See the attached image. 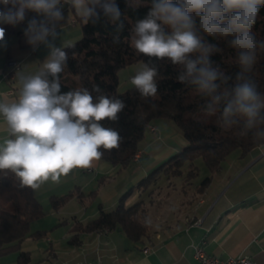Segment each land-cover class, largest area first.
I'll return each instance as SVG.
<instances>
[{"label":"clouds","instance_id":"1","mask_svg":"<svg viewBox=\"0 0 264 264\" xmlns=\"http://www.w3.org/2000/svg\"><path fill=\"white\" fill-rule=\"evenodd\" d=\"M65 5L85 23L112 25L113 43L119 42L125 22L117 0H0V25L26 22V42L48 50L38 70H16L18 97L0 99L7 134L0 142V172L10 171L22 187L33 190L49 180L59 183L73 169L91 168L103 157L101 149L118 148L123 139L101 123L118 121L126 107L122 99L106 95L98 85L91 91L61 90L68 53L57 41ZM262 6L264 0H149L148 11L131 29L134 49L149 62L131 77V84L142 98L155 97L159 70L151 60L170 62L179 69L177 80L206 100L202 111L219 113L225 129L240 126L243 134L264 142V93L251 75L258 51L264 50V40L253 30ZM207 37L223 39L236 51L234 82L212 59L223 50ZM6 47L0 27V48Z\"/></svg>","mask_w":264,"mask_h":264},{"label":"crops","instance_id":"2","mask_svg":"<svg viewBox=\"0 0 264 264\" xmlns=\"http://www.w3.org/2000/svg\"><path fill=\"white\" fill-rule=\"evenodd\" d=\"M66 10L57 41L62 48L75 35V30H68L70 15ZM33 15L28 13L29 18ZM74 25L71 18L70 26ZM0 27L5 29L7 40V47L0 48V99L11 101L19 93L16 70H38L48 50L43 45L33 49L26 42V22ZM148 127L129 166L116 167L100 159L91 168L73 169L61 176L59 183L49 180L34 190L43 214L30 223V235L20 244L19 251L30 256L28 264H198L194 246L199 244L211 257L246 255L256 264H264V145L246 155L234 150L221 161L201 194L195 193L197 186L192 182L183 188L184 182L176 184L174 177L160 179L156 188L163 185L160 182L174 184L170 189L176 193L172 207V200L160 203L158 197L153 201L148 193L144 197L146 190L142 192L137 185L182 151L187 141L169 119H155ZM3 129L0 118V142L7 135ZM72 190H78L82 198L75 195L64 205L51 207L50 197ZM92 192L95 195L89 196ZM128 192L126 207L142 200L148 210L151 228L145 238L131 241L121 230L77 229L80 223L93 220L99 209L113 210ZM169 192L168 188L163 196H170ZM17 256V252L4 255L0 264H17Z\"/></svg>","mask_w":264,"mask_h":264},{"label":"trees","instance_id":"3","mask_svg":"<svg viewBox=\"0 0 264 264\" xmlns=\"http://www.w3.org/2000/svg\"><path fill=\"white\" fill-rule=\"evenodd\" d=\"M124 13V30L119 34L118 43H113L116 35L112 25L103 20L93 25L83 21L82 38L71 45L63 47L68 53L67 67L60 74L61 90L68 92L78 88L90 91L98 85L108 96L122 99L126 107L119 113L116 122L103 121L105 127L115 128L121 135L122 142L118 148L103 150L101 160L112 166L127 167L140 149L144 134L155 119H169L180 131L187 145L156 167L140 181L137 188L144 192L155 187L160 179L183 177L188 183L196 178L194 161L201 158L208 170V175L197 185L195 193L201 194L211 182V175L221 167V161L234 152L246 155L250 150L264 145L256 141L251 133L243 134L240 126L225 129L219 122V113L209 116L202 111L206 100L197 95L191 87L177 80L179 69L170 62L152 58L151 63L159 70L158 92L155 97L142 98L132 85L125 92L118 91L119 70L126 66L149 62V58L138 53L131 41V29L137 19L143 18L148 11L149 0H117ZM131 5V7L129 6ZM135 8V10H133ZM254 32L257 38L264 40V6L261 7ZM223 51L212 59L220 65L225 73L234 78L239 71L236 63V51L225 40L207 37ZM257 63L251 73L259 90L264 93V50L258 51ZM97 93L93 92V96ZM155 105V107H153ZM184 166L188 169L185 170ZM123 195L118 205L111 211L100 210L93 220L77 226L85 232L96 230H121L131 241H140L148 235L151 225L147 218L144 201L126 207ZM81 193L72 190L66 195L50 197L52 208L64 205L73 196ZM95 195L94 192L89 196ZM43 214L42 206L34 195V190L22 187L19 179L10 171L0 172V257L18 253L17 264H28L30 256L20 252V244L30 235V223Z\"/></svg>","mask_w":264,"mask_h":264},{"label":"rangeland","instance_id":"4","mask_svg":"<svg viewBox=\"0 0 264 264\" xmlns=\"http://www.w3.org/2000/svg\"><path fill=\"white\" fill-rule=\"evenodd\" d=\"M65 8L67 9L66 12L68 15H70V19L71 18H74L75 19V25L74 26H70V19L67 20L66 23H68V30H71L74 31L75 30V35L69 40V42L65 45V46H68V45H71L72 43L74 42H77L78 40H80L82 38V23H83V20L81 17H79L76 12L74 11V9H71L69 8L67 5H65ZM64 46V47H65ZM142 66V62L138 61V63H135L133 65H129V66H126L125 68L119 70L118 72V78H119V85H118V91L120 92H125L127 88H129L130 86H132L131 84V77H133L136 72L141 68ZM149 129V127H148ZM194 166H196V171H197V175H196V178H194L192 180V183H193V186L196 187L197 185H199V183L203 180V178L205 176L208 175V170L206 168V166H204L203 164V161L201 158H197L195 159L194 161ZM184 169L187 170L188 168L184 166ZM172 180H174V183H178V181L181 180V182H184V186H188V182L184 181V176L183 177H174ZM160 183H163V185L159 188H156V187H150L148 190H146V193H144V197L147 196V193L151 196L150 198L153 200V201H156L159 197V199L161 200L160 203H163V202H166L169 201L171 202L172 200V197L174 198V196L176 195V193L172 192L171 189V186H174V184H165L164 182H160ZM186 183V184H185ZM169 188V193H170V196L168 197H164V193L167 191V189ZM196 190V189H195ZM142 197V198H144ZM152 201V203H153ZM172 207H175L174 203H173V200H172V203H171ZM153 205V204H152ZM144 208H146L145 204L143 205ZM177 208V207H176ZM157 209V208H156ZM147 210V208H146ZM147 218H148V221L151 225V221L149 220V216H148V210H147Z\"/></svg>","mask_w":264,"mask_h":264},{"label":"built area","instance_id":"5","mask_svg":"<svg viewBox=\"0 0 264 264\" xmlns=\"http://www.w3.org/2000/svg\"><path fill=\"white\" fill-rule=\"evenodd\" d=\"M150 129H152L150 127ZM153 130V129H152ZM194 258L197 260L198 264H256V261L246 255H239L238 257H228L222 259L219 257H211L205 251L201 244L194 246ZM71 264H101L100 262L90 263V262H77Z\"/></svg>","mask_w":264,"mask_h":264}]
</instances>
